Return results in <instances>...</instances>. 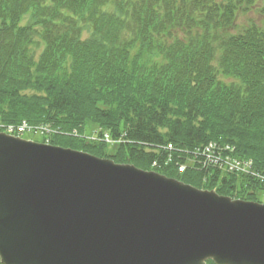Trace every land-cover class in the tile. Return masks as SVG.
I'll return each mask as SVG.
<instances>
[{
  "label": "trees",
  "instance_id": "trees-1",
  "mask_svg": "<svg viewBox=\"0 0 264 264\" xmlns=\"http://www.w3.org/2000/svg\"><path fill=\"white\" fill-rule=\"evenodd\" d=\"M256 1L0 0V121L50 124L63 131L52 144L143 169L154 158L144 144L211 140L264 169V20L231 31L239 9ZM35 36L38 63L26 48ZM215 60L233 82L218 79ZM86 122L133 143L109 154L106 144L73 137ZM162 173L249 200L256 196L246 188H259L230 174L218 182L217 172Z\"/></svg>",
  "mask_w": 264,
  "mask_h": 264
},
{
  "label": "water",
  "instance_id": "water-1",
  "mask_svg": "<svg viewBox=\"0 0 264 264\" xmlns=\"http://www.w3.org/2000/svg\"><path fill=\"white\" fill-rule=\"evenodd\" d=\"M3 264H264V204L0 132Z\"/></svg>",
  "mask_w": 264,
  "mask_h": 264
},
{
  "label": "rangeland",
  "instance_id": "rangeland-1",
  "mask_svg": "<svg viewBox=\"0 0 264 264\" xmlns=\"http://www.w3.org/2000/svg\"><path fill=\"white\" fill-rule=\"evenodd\" d=\"M256 5H254L253 7H250L249 10H241L239 9L237 16H236V22H235V27L233 30H231L234 33L240 32V31H244V29H246L247 27H249L250 25H252L253 23L258 24L260 26H262L263 24V20H264V0H257ZM29 22V18L25 17L23 19V21L21 22L22 25H25ZM181 33V31L179 32ZM90 33H88L87 31H85L83 33V39H87L89 37ZM27 48V53L29 56L33 57L34 62L38 63L41 57V54L43 52V46L40 44V38L39 36H35L30 43L27 44L26 46ZM214 66L216 67L217 70V77L218 79L226 82V83H230L233 82L234 79L232 78H227L224 77L221 73V71L219 72V64L218 62L215 60L213 62ZM67 68H68V64H67ZM69 72V71H68ZM26 93L28 94H34L36 93L33 90L27 91ZM4 122V121H3ZM23 137L25 139L28 140H33V141H37V142H44L45 141V137L42 136L40 133H25L23 135ZM118 146H115L114 148H108L107 152L109 153H113ZM259 201L264 203V191L260 193Z\"/></svg>",
  "mask_w": 264,
  "mask_h": 264
},
{
  "label": "built area",
  "instance_id": "built-area-1",
  "mask_svg": "<svg viewBox=\"0 0 264 264\" xmlns=\"http://www.w3.org/2000/svg\"><path fill=\"white\" fill-rule=\"evenodd\" d=\"M10 130L12 131V130H13V128H10ZM237 165L239 166L240 164H238V163H237ZM236 168H238V167H236Z\"/></svg>",
  "mask_w": 264,
  "mask_h": 264
}]
</instances>
